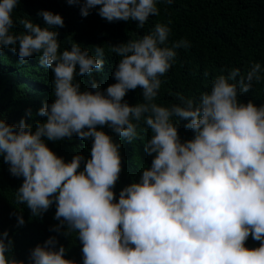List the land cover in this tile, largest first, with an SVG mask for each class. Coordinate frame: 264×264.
I'll return each mask as SVG.
<instances>
[{"label":"clouds","instance_id":"clouds-1","mask_svg":"<svg viewBox=\"0 0 264 264\" xmlns=\"http://www.w3.org/2000/svg\"><path fill=\"white\" fill-rule=\"evenodd\" d=\"M160 2L173 0H68L80 4L83 17L99 6L108 22L131 20L137 28L160 14ZM18 4L0 0V50L10 48L21 63L38 56L53 73V100L38 109L45 119L34 124L0 118V156L10 175L23 178L16 204L32 216L54 204L59 223L49 230L65 237L76 232L83 264H264V104L238 99L261 81L264 67L251 62L243 72L221 69L198 98L176 93L175 103H157L176 50L191 46L184 38L169 44L168 21L109 45L119 57L115 83L101 90L92 74L102 71L105 48L94 45L92 54L73 42L61 51L55 29L64 26L62 16L41 10L43 26L28 18L14 21ZM17 23L23 31H13ZM85 75L92 90H81L77 77ZM137 88L142 99L129 105L124 97ZM179 120L186 121L191 139L181 140ZM105 126L129 142L150 131L144 151L151 165L118 199L113 189L122 170L121 145L98 130ZM73 135L91 139L90 158L76 154L65 162L45 143ZM16 218L22 226V215ZM249 236L259 247H245ZM12 245L8 232H0V264H25L10 255ZM65 254L53 235L31 249L28 261L75 264Z\"/></svg>","mask_w":264,"mask_h":264},{"label":"trees","instance_id":"trees-1","mask_svg":"<svg viewBox=\"0 0 264 264\" xmlns=\"http://www.w3.org/2000/svg\"><path fill=\"white\" fill-rule=\"evenodd\" d=\"M157 7L160 14L151 16L143 28H137V22L131 20L108 22L98 15L99 6L83 17L80 4H69L68 0H19L13 18L14 21L28 18L43 26L38 12L51 11L61 15L64 21L63 27L57 26L55 29L61 51L70 48L73 42L90 53L94 45L103 46L106 55L102 71L92 74L101 90L115 83L113 72L119 57L109 51V45L137 39L156 23L167 24L171 21L169 44L184 38L191 46L176 50V63L161 78L165 82L159 90L157 103L165 106L176 102V93L198 98L203 91L210 90L211 81L220 74L221 69L236 67L243 72L251 62H259L264 67V0H173L172 4L160 2ZM13 31L21 32L23 28L17 23ZM205 72L208 73L207 77L204 76ZM261 75V81L254 83L249 92L239 94L240 102L251 100L257 106L264 104V73ZM52 80V71L40 65L38 56L33 55L21 63L10 48L0 50V118L9 124H18L22 117L30 124L44 120L36 113L43 103L53 100ZM77 80L82 91L92 90L89 76H79ZM141 99L139 88L130 90L124 97L129 105ZM27 110L32 113L30 118L26 116ZM185 123L178 121L182 141L193 136L192 131L184 127ZM98 130H103L121 145L122 170L113 189L118 199L120 190L132 182H139L142 169L151 165L152 157L144 151L150 131L140 132L137 139L129 142L117 137L107 126ZM45 143L65 162L71 161L76 154L90 158L91 139L82 140L73 135L71 139L45 140ZM8 168L9 165L0 156V232L6 230L13 241L10 255L29 264L31 249L55 235L59 244L66 249L65 258L75 261V264H83L82 245L77 233L72 232L65 237L49 230L59 223L54 219V204L42 216H32L26 205L16 204L15 192L23 178L10 175ZM16 214L22 215V226L18 225ZM259 243L249 236L245 247L253 249L259 247Z\"/></svg>","mask_w":264,"mask_h":264}]
</instances>
